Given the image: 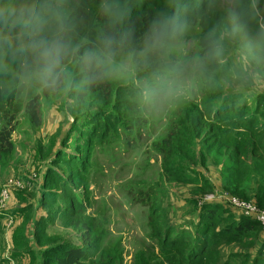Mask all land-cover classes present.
Here are the masks:
<instances>
[{
	"label": "trees",
	"instance_id": "1",
	"mask_svg": "<svg viewBox=\"0 0 264 264\" xmlns=\"http://www.w3.org/2000/svg\"><path fill=\"white\" fill-rule=\"evenodd\" d=\"M167 3L168 0H133L130 23L138 40L154 11ZM227 75L220 74L201 86L200 103L184 100L174 129L152 142V151L161 158V172L150 191L140 197L141 204L149 209L148 233L154 245L137 250L130 264H264V229L255 218L235 211L232 216L218 203L201 207L199 201L193 210L198 213L194 232L185 224L189 231L179 234L163 213L165 208L157 203V191L163 183L193 181L185 175L197 165L211 162L220 167L225 188L264 210V94L255 95L249 103L245 86L239 87L238 93L231 86L227 90L232 94L224 92ZM253 87L249 85V89ZM135 96L129 85L104 82L91 87L86 97L81 96L72 104L74 118L85 126H75L61 143L62 149L47 156L40 209L52 212L39 216L35 225L36 244L45 248L40 264H125L123 239L111 238L107 219L91 214L95 202L91 177L97 150L119 140L122 130H130ZM55 98L58 97L32 92L17 97L0 90V173L10 168L16 153L12 138L15 125L24 121L39 128L43 124L41 102ZM76 131L78 134L70 143ZM70 146L73 155L65 151ZM253 177H258L256 191L248 194ZM214 188L210 185L208 192ZM60 203L65 208L55 211L54 206ZM28 209L23 212L31 218L32 207ZM227 213L229 218L225 219L223 215ZM56 222L62 229L73 231L77 242L56 236V231L49 234L50 226ZM21 245L32 249L31 253L37 250L26 241ZM234 245L241 248L234 250L237 254L225 249Z\"/></svg>",
	"mask_w": 264,
	"mask_h": 264
},
{
	"label": "clouds",
	"instance_id": "2",
	"mask_svg": "<svg viewBox=\"0 0 264 264\" xmlns=\"http://www.w3.org/2000/svg\"><path fill=\"white\" fill-rule=\"evenodd\" d=\"M258 5L264 0H168L138 40L133 0H0V90L71 105L95 85L118 83L162 108L220 74L264 87Z\"/></svg>",
	"mask_w": 264,
	"mask_h": 264
},
{
	"label": "rangeland",
	"instance_id": "3",
	"mask_svg": "<svg viewBox=\"0 0 264 264\" xmlns=\"http://www.w3.org/2000/svg\"><path fill=\"white\" fill-rule=\"evenodd\" d=\"M224 83L226 85L224 92L228 86H231L236 93L241 86H245L246 90L249 89V85L245 83L238 84L237 79L231 74L227 75ZM129 86L133 87L132 85ZM227 93L232 94L233 92L227 90ZM254 98V95L246 97L249 103H252ZM186 99L200 103L202 99L201 85L193 87L172 106L162 108L145 106L135 96L133 99L135 116L130 130H122L119 140L101 147L96 152L91 177V189L95 202L90 211L91 214L107 219V228L111 238L121 237L123 239L125 264H130L131 257L137 250L154 245L150 241L148 233L149 209L141 204L140 195L146 193L147 190L150 191L149 187L159 180L161 172V158L152 151V142L166 137L174 129V122L182 102ZM242 99L239 100L242 101ZM71 107L72 104L70 105L60 98L48 102L42 101L43 124L39 128L29 126L24 121L15 125L12 138L16 143V153L10 169L0 173V182L3 183L7 175L9 176L8 179H18L24 185L27 178L29 180L34 179L37 186L34 190L35 199L34 202L30 200L34 204L39 205L41 203L39 199L42 198L43 189L41 187L46 173L44 166L49 163L47 156L52 151H55L56 154L62 149L61 143L71 134L75 126L77 128L81 125V129L85 126V124H81L82 122L77 123ZM77 134L78 131L70 137V143H73ZM65 151H68V155L75 154L72 146ZM198 166L192 168L189 174L185 175L186 179L191 178L193 181L163 183L157 191L158 205L165 208L162 210L163 213L174 226L175 232L179 234L186 229L180 223L183 221L181 217H188L196 209L195 202L197 207L199 201L202 203L201 207L206 203H218L221 208L231 211L232 216H234L232 211L242 214L236 207L224 200L222 202L219 200L216 202L207 201V197L210 195L229 194L242 198L232 194L230 190L224 187L225 177L222 174L220 175L223 179L221 186L215 187L212 192H208L210 185L213 189V182L215 183V179L218 178L216 172L220 170V167L211 162L207 165H201L202 167ZM19 174L22 176L17 177ZM32 174L35 176L32 177ZM20 195L27 197L26 191L21 192ZM186 207L189 211L186 210ZM64 208L65 206L61 203L54 206L55 211ZM45 212L49 214L52 210H45ZM223 216L225 219L229 218L228 213ZM192 228L189 230L193 233L194 225ZM54 231L58 237L62 236L72 242H77L76 234L71 230L62 229L60 222L51 225L48 233L51 234ZM225 249L233 253L234 250L241 248L234 245ZM232 262L233 264H240L239 261Z\"/></svg>",
	"mask_w": 264,
	"mask_h": 264
},
{
	"label": "crops",
	"instance_id": "4",
	"mask_svg": "<svg viewBox=\"0 0 264 264\" xmlns=\"http://www.w3.org/2000/svg\"><path fill=\"white\" fill-rule=\"evenodd\" d=\"M248 91L247 96L254 95L255 97V95L264 94V87H253L248 89ZM216 173L218 178L215 179V183L213 182V185L215 187H220L223 183V179L220 177V170ZM20 176L22 175H17V177ZM8 177L9 176L7 175L6 179ZM32 177H34L33 174ZM26 180L28 181L26 182V187L21 191L13 192L14 196L6 206L7 209L5 213L9 214V216L4 217L0 214V264H40V254L45 249L37 246L35 237L37 233L35 227L37 219L42 214H45V211L40 209V203L37 205L30 202V200H33L34 202V190L37 186L34 179L29 180V178H27ZM5 181L1 183V187ZM216 184L219 185L217 186ZM257 184L258 177H253L252 183L249 189H247L248 194L256 191ZM24 191H29L27 193V197L26 195H20L21 192ZM29 193L33 194V197H31ZM30 206L32 207L31 218H29L30 214L23 212V210H29L28 208ZM186 210L189 211L187 207ZM8 217L12 218L14 221L11 226H7ZM181 218H183V221L180 223L184 226L185 224H188L189 228H192V225H194L193 223L198 219V213L196 211H192L188 217L182 216ZM185 228H187V226H185ZM23 241H26L29 247L35 246L37 248V250L34 251L35 253H31L32 249H27L26 245H21V242Z\"/></svg>",
	"mask_w": 264,
	"mask_h": 264
},
{
	"label": "built area",
	"instance_id": "5",
	"mask_svg": "<svg viewBox=\"0 0 264 264\" xmlns=\"http://www.w3.org/2000/svg\"><path fill=\"white\" fill-rule=\"evenodd\" d=\"M35 176V174H33ZM26 182H28L26 180ZM26 187V184L18 179L10 178L6 179L4 184H2L1 190H0V214L5 216H9V214L5 213L7 209V204L10 202V200L13 198L14 193L17 191H21ZM229 196V197H227ZM219 200L222 202V200L229 202L232 206L236 207L245 217H252L255 218L258 223L262 226L264 229V210H260L252 201H245L243 199H240L236 196L231 195H210L207 197V201L209 202H216ZM200 205H202L201 201L199 202ZM13 219L8 217L7 220V226H11L13 224Z\"/></svg>",
	"mask_w": 264,
	"mask_h": 264
}]
</instances>
